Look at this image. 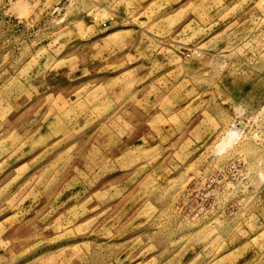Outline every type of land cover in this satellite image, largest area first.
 <instances>
[{"label":"rangeland","instance_id":"374dc122","mask_svg":"<svg viewBox=\"0 0 264 264\" xmlns=\"http://www.w3.org/2000/svg\"><path fill=\"white\" fill-rule=\"evenodd\" d=\"M148 1L0 0V264H264V0Z\"/></svg>","mask_w":264,"mask_h":264},{"label":"crops","instance_id":"0c3cea01","mask_svg":"<svg viewBox=\"0 0 264 264\" xmlns=\"http://www.w3.org/2000/svg\"><path fill=\"white\" fill-rule=\"evenodd\" d=\"M158 1L159 0H149L148 1V3L144 6V8L143 9H150V8H155V5L157 6L158 4ZM171 1H174V0H171ZM182 0H177V4L179 3V2H181ZM200 1H202L201 3H203L204 4V0H200ZM220 1H222V0H220ZM195 2L196 1H193V3L192 2H190V3H180L179 5H178V7H177V9L175 10V8L173 9V13H172V15H176V14H178L179 12H181L182 11V13L184 12V11H187V12H189L190 10H189V8H190V6L192 5V4H195ZM205 5V4H204ZM231 6H234V5H231ZM223 8V7H222ZM175 10V11H174ZM190 13V12H189ZM161 14V13H160ZM170 16V15H169Z\"/></svg>","mask_w":264,"mask_h":264},{"label":"bare ground","instance_id":"6f19581e","mask_svg":"<svg viewBox=\"0 0 264 264\" xmlns=\"http://www.w3.org/2000/svg\"><path fill=\"white\" fill-rule=\"evenodd\" d=\"M17 6H16V4L13 6V8H16Z\"/></svg>","mask_w":264,"mask_h":264}]
</instances>
